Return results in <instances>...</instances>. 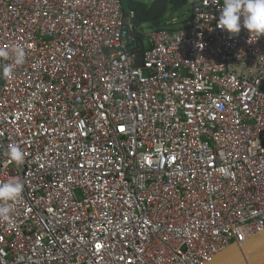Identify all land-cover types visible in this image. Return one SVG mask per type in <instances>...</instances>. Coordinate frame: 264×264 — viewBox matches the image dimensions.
I'll return each instance as SVG.
<instances>
[{"label": "built area", "instance_id": "built-area-1", "mask_svg": "<svg viewBox=\"0 0 264 264\" xmlns=\"http://www.w3.org/2000/svg\"><path fill=\"white\" fill-rule=\"evenodd\" d=\"M222 4L148 30L121 0H0V182L24 184L0 264H205L264 231V35Z\"/></svg>", "mask_w": 264, "mask_h": 264}, {"label": "clouds", "instance_id": "clouds-1", "mask_svg": "<svg viewBox=\"0 0 264 264\" xmlns=\"http://www.w3.org/2000/svg\"><path fill=\"white\" fill-rule=\"evenodd\" d=\"M122 2V1H121ZM217 27L227 31L229 34H238L241 28H245L250 35L255 34L258 39L264 35V0H223L219 8ZM14 63H24L25 53L23 48L16 47L14 50ZM10 52L0 49V60L7 61ZM12 66L4 64L0 77L11 78ZM10 161L20 165L25 160L24 150L16 143L8 147ZM24 190V184L19 177H12L7 181L0 182V218L7 219L12 212L8 202L17 200Z\"/></svg>", "mask_w": 264, "mask_h": 264}, {"label": "water", "instance_id": "water-1", "mask_svg": "<svg viewBox=\"0 0 264 264\" xmlns=\"http://www.w3.org/2000/svg\"><path fill=\"white\" fill-rule=\"evenodd\" d=\"M135 63L142 64L141 55ZM205 264H264V231L248 237L241 244L232 242Z\"/></svg>", "mask_w": 264, "mask_h": 264}, {"label": "rangeland", "instance_id": "rangeland-1", "mask_svg": "<svg viewBox=\"0 0 264 264\" xmlns=\"http://www.w3.org/2000/svg\"><path fill=\"white\" fill-rule=\"evenodd\" d=\"M183 6L180 8H175L174 6L169 5L166 9V13L163 16H159L150 21L143 23V27L152 29L154 27L163 26V27H173L180 28L186 24V21L189 20L191 16V0H182ZM142 3H146L149 6L151 0H141ZM122 4H125V0H122ZM173 18H176L175 23H169Z\"/></svg>", "mask_w": 264, "mask_h": 264}, {"label": "trees", "instance_id": "trees-1", "mask_svg": "<svg viewBox=\"0 0 264 264\" xmlns=\"http://www.w3.org/2000/svg\"><path fill=\"white\" fill-rule=\"evenodd\" d=\"M122 1V0H121ZM165 0H156L153 3V6L148 8V5L138 3L135 0H125V4L123 5L124 10L133 9L136 13V17L142 20H152L154 18H158L160 15L157 12L160 7L164 4ZM140 17V18H139ZM159 28L163 26H158Z\"/></svg>", "mask_w": 264, "mask_h": 264}, {"label": "crops", "instance_id": "crops-1", "mask_svg": "<svg viewBox=\"0 0 264 264\" xmlns=\"http://www.w3.org/2000/svg\"><path fill=\"white\" fill-rule=\"evenodd\" d=\"M135 1H137L138 3H141V4H146L145 2L144 3H142L141 2V0H135ZM156 0H151V2H150V4H149V6H148V8H150V7H152L153 6V3L155 2ZM183 1L182 0H165V2H164V4L162 5V7H160L159 8V10H157V12L159 13V15L160 16H163L165 13H166V9H167V7L169 6V5H171V6H174L175 8H180V7H182L183 6ZM140 18V17H139ZM138 19V18H137ZM155 19V18H154ZM173 19H175L174 20V22H172L173 21ZM172 20H171V22H169V23H175V21H176V18H173ZM153 20V19H152ZM138 21L140 22V24L143 26V23H145L146 21L148 22V21H150V20H140V19H138ZM188 21V20H187ZM186 21V22H187Z\"/></svg>", "mask_w": 264, "mask_h": 264}]
</instances>
